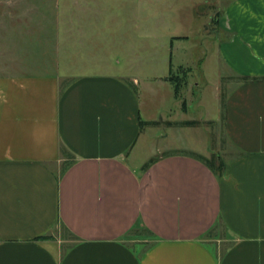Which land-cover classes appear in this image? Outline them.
<instances>
[{"label": "crops", "instance_id": "obj_1", "mask_svg": "<svg viewBox=\"0 0 264 264\" xmlns=\"http://www.w3.org/2000/svg\"><path fill=\"white\" fill-rule=\"evenodd\" d=\"M220 27L230 76L264 80V0L233 1ZM31 35L0 64V264H264V82L227 96L222 177L180 153L145 169L142 83L39 71L32 40L16 41ZM219 228L223 251L204 241Z\"/></svg>", "mask_w": 264, "mask_h": 264}, {"label": "rangeland", "instance_id": "obj_2", "mask_svg": "<svg viewBox=\"0 0 264 264\" xmlns=\"http://www.w3.org/2000/svg\"><path fill=\"white\" fill-rule=\"evenodd\" d=\"M233 1L0 0V64L15 62L13 35L30 33L26 41H16L26 45L32 40V61L39 71L59 64L60 74L69 78L113 74L137 79L145 123L140 159L148 163L177 153L210 159L215 154L227 164L235 151L223 120L237 81L221 61L219 46L225 40L220 21ZM81 31L90 35L86 44ZM66 32L75 37L71 44ZM63 50H72L70 65L62 61ZM173 77L187 81L178 99ZM188 122L201 125L182 127ZM221 234L219 228L204 241L223 251L227 245L217 244ZM54 236L68 237L64 231ZM137 238L135 232L125 242L132 246Z\"/></svg>", "mask_w": 264, "mask_h": 264}, {"label": "trees", "instance_id": "obj_3", "mask_svg": "<svg viewBox=\"0 0 264 264\" xmlns=\"http://www.w3.org/2000/svg\"><path fill=\"white\" fill-rule=\"evenodd\" d=\"M237 82L239 83H249V82H264V80H256V79H249V78H243V79H236ZM170 82L172 83V85L175 88V95L176 98H180L181 92L183 91V87H185L184 84L187 83V81H183L180 77H173L172 80H170ZM64 90V89H63ZM62 91V90H61ZM182 127H195V126H200V123H184L181 124ZM145 126V123L141 124V129H143ZM192 158H195L196 160H198L199 162H201L204 166H206L211 172H213L215 175L222 177L224 175V173L226 172V168L227 165L225 163V161L223 160V158L219 155H215L212 154L211 158H205L202 156H197L194 154H189ZM158 159H153L149 162V164L146 165L145 169L150 168L153 164H155L157 162ZM141 232H145L148 233L147 230L142 229ZM51 240V238L49 237H41L39 239H37V241H48ZM73 240L76 241V239L73 237Z\"/></svg>", "mask_w": 264, "mask_h": 264}]
</instances>
